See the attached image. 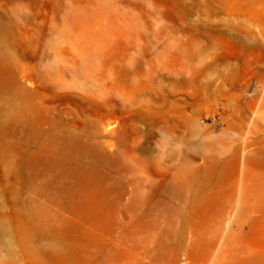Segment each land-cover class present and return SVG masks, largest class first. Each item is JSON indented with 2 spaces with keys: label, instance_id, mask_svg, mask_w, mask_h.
Masks as SVG:
<instances>
[{
  "label": "rangeland",
  "instance_id": "374dc122",
  "mask_svg": "<svg viewBox=\"0 0 264 264\" xmlns=\"http://www.w3.org/2000/svg\"><path fill=\"white\" fill-rule=\"evenodd\" d=\"M0 30V264H264V0H0Z\"/></svg>",
  "mask_w": 264,
  "mask_h": 264
},
{
  "label": "bare ground",
  "instance_id": "6f19581e",
  "mask_svg": "<svg viewBox=\"0 0 264 264\" xmlns=\"http://www.w3.org/2000/svg\"><path fill=\"white\" fill-rule=\"evenodd\" d=\"M1 32V30H0ZM112 127V122L111 121H108L104 124V128L107 129L108 131L111 129Z\"/></svg>",
  "mask_w": 264,
  "mask_h": 264
}]
</instances>
